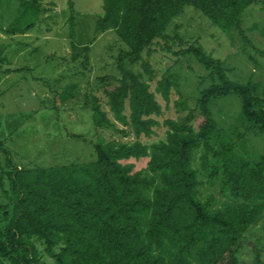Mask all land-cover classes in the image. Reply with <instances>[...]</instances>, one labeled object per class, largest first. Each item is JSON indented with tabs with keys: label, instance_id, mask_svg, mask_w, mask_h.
I'll use <instances>...</instances> for the list:
<instances>
[{
	"label": "trees",
	"instance_id": "16d2710c",
	"mask_svg": "<svg viewBox=\"0 0 264 264\" xmlns=\"http://www.w3.org/2000/svg\"><path fill=\"white\" fill-rule=\"evenodd\" d=\"M259 1L103 0L94 33L114 30L128 48L118 56L120 78L105 90L106 102L114 119L129 126L123 135L131 133L135 140L98 142L93 161L51 167L15 165L9 151L0 149L5 155L0 189L11 206H0L7 216L0 223V264H39L36 241L54 264H248L241 256L244 243L252 247L249 239L264 214V151L249 150L240 141L239 127L264 134V86L230 80L223 63L200 45L176 51L192 55L210 83L198 91L193 106L177 102L186 114L166 119L165 139L147 144L139 138L152 134V115L160 114L161 106L142 73L131 67L140 62L152 77L143 54L165 37L184 6L200 11L223 32L243 36L242 16ZM46 11L41 0H18L15 17L0 32L27 34ZM175 84L164 76L156 90L167 101ZM74 87H63L60 101L75 98ZM231 94L239 97L240 112L229 131L215 120L211 106ZM91 110L94 126L112 124L96 98ZM198 150L200 165L214 158L241 202L212 209L211 199L198 198L192 165ZM142 158H148L145 173L128 162ZM260 248L264 252V241ZM249 264H264L262 252L254 251Z\"/></svg>",
	"mask_w": 264,
	"mask_h": 264
},
{
	"label": "rangeland",
	"instance_id": "374dc122",
	"mask_svg": "<svg viewBox=\"0 0 264 264\" xmlns=\"http://www.w3.org/2000/svg\"><path fill=\"white\" fill-rule=\"evenodd\" d=\"M41 3L47 11L27 34L0 32V149L8 150L14 164L21 167L91 162L95 159V143L135 140L131 133L121 132L129 131V126L114 119L105 94V90L118 84L117 59L128 48L114 30L94 33L95 21L103 14V0H41ZM17 10L18 0H0V26H7ZM241 22L243 36L235 31L226 33L200 11L184 6L166 27L165 37L143 54L152 77L144 72L140 62L131 67L142 73L161 106L160 114L152 115L156 121L152 134L142 135L139 138L142 142L151 144L165 139V120L186 114V110H179L177 102L193 106L198 91L210 83L208 72L192 55L175 54L189 45H200L220 60L230 80L252 81L264 86V0L247 8ZM164 76L176 83L170 87L167 101L156 90ZM67 85H75L76 97L62 102L57 94ZM93 98L97 99L104 116L112 121L109 127L94 126ZM211 110L219 125L231 131L237 123L234 119L240 112V99L235 94L220 98ZM128 113L126 103L124 114ZM239 131L240 141L249 150L263 153L264 134L244 133L243 127ZM201 153L196 151L192 159L198 173V198L211 199L212 209L241 202L232 183L222 178L214 158L205 167L200 165ZM147 160L129 159L128 162L134 163V170L145 173ZM4 162L5 155L0 151V163ZM8 203L0 189V206L10 210ZM4 214L0 209L1 224L7 220ZM256 226L259 229L249 239L252 247L244 243L241 253L248 264L256 250L264 257L260 248L264 241V214ZM35 243L39 264H54L43 252V246L38 241Z\"/></svg>",
	"mask_w": 264,
	"mask_h": 264
},
{
	"label": "crops",
	"instance_id": "0c3cea01",
	"mask_svg": "<svg viewBox=\"0 0 264 264\" xmlns=\"http://www.w3.org/2000/svg\"><path fill=\"white\" fill-rule=\"evenodd\" d=\"M25 35V34H24Z\"/></svg>",
	"mask_w": 264,
	"mask_h": 264
}]
</instances>
